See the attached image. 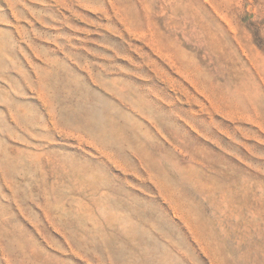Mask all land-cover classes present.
Segmentation results:
<instances>
[{
  "label": "rangeland",
  "instance_id": "374dc122",
  "mask_svg": "<svg viewBox=\"0 0 264 264\" xmlns=\"http://www.w3.org/2000/svg\"><path fill=\"white\" fill-rule=\"evenodd\" d=\"M0 264H264V0H0Z\"/></svg>",
  "mask_w": 264,
  "mask_h": 264
}]
</instances>
